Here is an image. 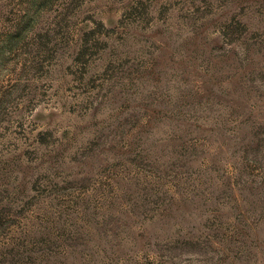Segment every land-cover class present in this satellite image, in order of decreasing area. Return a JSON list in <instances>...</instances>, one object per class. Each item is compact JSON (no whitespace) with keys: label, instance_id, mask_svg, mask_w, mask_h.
I'll return each instance as SVG.
<instances>
[{"label":"rangeland","instance_id":"1","mask_svg":"<svg viewBox=\"0 0 264 264\" xmlns=\"http://www.w3.org/2000/svg\"><path fill=\"white\" fill-rule=\"evenodd\" d=\"M0 264H264V0H0Z\"/></svg>","mask_w":264,"mask_h":264}]
</instances>
